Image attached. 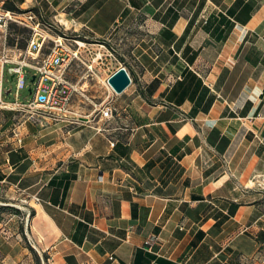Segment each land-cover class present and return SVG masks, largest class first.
I'll use <instances>...</instances> for the list:
<instances>
[{"label":"crops","instance_id":"obj_1","mask_svg":"<svg viewBox=\"0 0 264 264\" xmlns=\"http://www.w3.org/2000/svg\"><path fill=\"white\" fill-rule=\"evenodd\" d=\"M13 1L107 41V79L133 80L102 108L67 68L68 110L39 113L0 60V189L53 264H264V0Z\"/></svg>","mask_w":264,"mask_h":264},{"label":"rangeland","instance_id":"obj_2","mask_svg":"<svg viewBox=\"0 0 264 264\" xmlns=\"http://www.w3.org/2000/svg\"><path fill=\"white\" fill-rule=\"evenodd\" d=\"M0 10L7 11L4 5ZM30 15L34 16V20H28V24L12 22L7 30H0V60L6 62V60L18 59L22 62L27 57L31 40L35 37L34 27L39 26L36 33L47 38L41 57L44 58L51 53L56 38L64 37L69 47L81 51L79 59L74 60L68 70L71 69L70 71L76 76H85L89 73L90 82L98 85L87 88L88 93L91 94L90 98L101 103L102 108L109 104L110 101L106 102L105 99L106 92L111 89L107 76L113 67V57H108L107 41L95 42V38L87 30L67 31L53 15H37L35 12ZM11 40L15 41L14 47L9 46ZM35 40L41 42L39 39ZM77 41L84 44H78ZM8 65L12 66L11 63ZM90 72L95 73L96 76H90ZM0 81H3L1 73ZM31 85L33 86L32 79L28 82V86ZM8 87V82L4 87L0 82L3 96L7 95ZM29 89L21 94V100L27 104L29 98L26 101L25 97H32ZM37 111L42 113L41 109ZM30 205L25 195L12 191L9 186L0 189V264H53L51 251H44L45 239L41 237L35 226V213ZM3 207L7 208L2 209Z\"/></svg>","mask_w":264,"mask_h":264},{"label":"built area","instance_id":"obj_3","mask_svg":"<svg viewBox=\"0 0 264 264\" xmlns=\"http://www.w3.org/2000/svg\"><path fill=\"white\" fill-rule=\"evenodd\" d=\"M28 20H34V16L29 15L28 18H22L15 12L0 10V30L2 31L7 30L12 22L28 24ZM38 28L39 26L34 27L35 37L30 42L27 57L20 62L18 67L12 69L17 77L15 92L19 98L20 93L27 89L28 82L36 76L31 88L33 99L27 104L29 108L41 109L46 112H65L76 92V86L66 79V71L74 60L79 59L80 52L69 47L65 38L60 36L54 41L55 46L51 53L42 58L41 54L47 38L36 33ZM35 39H39L41 42L38 43ZM27 68L34 70L35 75L31 77L27 74ZM18 102L15 104L16 108L22 107V104ZM103 115L106 118H111L113 108L105 109Z\"/></svg>","mask_w":264,"mask_h":264},{"label":"water","instance_id":"obj_4","mask_svg":"<svg viewBox=\"0 0 264 264\" xmlns=\"http://www.w3.org/2000/svg\"><path fill=\"white\" fill-rule=\"evenodd\" d=\"M15 77H13V80ZM36 76L32 82H35ZM132 84V78L125 67H121L109 78V85L117 94H123ZM32 92V90H31Z\"/></svg>","mask_w":264,"mask_h":264},{"label":"trees","instance_id":"obj_5","mask_svg":"<svg viewBox=\"0 0 264 264\" xmlns=\"http://www.w3.org/2000/svg\"><path fill=\"white\" fill-rule=\"evenodd\" d=\"M22 2H23V0H22ZM4 8H5V10H7V11H11V12H15V13H28V12H35V13H37V15H41L37 9H31V10H28V11H22L21 9H19V8L15 5V3H14L13 0H7L6 3L4 4ZM15 45H16V44H15V41H14V42H12V40L9 41V46H10V47H14ZM6 208H7V207H3L2 209H6ZM0 222H1V218H0Z\"/></svg>","mask_w":264,"mask_h":264},{"label":"bare ground","instance_id":"obj_6","mask_svg":"<svg viewBox=\"0 0 264 264\" xmlns=\"http://www.w3.org/2000/svg\"><path fill=\"white\" fill-rule=\"evenodd\" d=\"M109 84V83H108Z\"/></svg>","mask_w":264,"mask_h":264}]
</instances>
